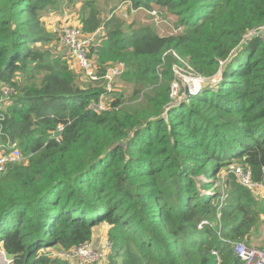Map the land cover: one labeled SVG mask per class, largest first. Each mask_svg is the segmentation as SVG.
<instances>
[{
    "label": "trees",
    "instance_id": "trees-1",
    "mask_svg": "<svg viewBox=\"0 0 264 264\" xmlns=\"http://www.w3.org/2000/svg\"><path fill=\"white\" fill-rule=\"evenodd\" d=\"M104 1L156 6L180 32L101 17L98 0H0V148L23 157L0 176V248L10 264H72L50 249L90 244L102 225L107 264H244L230 244L264 251V201L231 170L264 184V0ZM75 2L82 33L94 35L95 73L122 63L128 100L152 86L141 103L120 93L95 113L103 81L82 87L61 53L44 50L59 41L42 12ZM183 63L201 85L173 101V84L185 91L173 71Z\"/></svg>",
    "mask_w": 264,
    "mask_h": 264
},
{
    "label": "built area",
    "instance_id": "built-area-1",
    "mask_svg": "<svg viewBox=\"0 0 264 264\" xmlns=\"http://www.w3.org/2000/svg\"><path fill=\"white\" fill-rule=\"evenodd\" d=\"M47 26L51 34L57 38L62 47L65 48L67 57L75 69L74 73L80 74L77 76H79V78L80 76H83L87 81H103L105 90L111 92L112 86L115 84L114 81L123 71V64L118 63L116 66H110L105 74L99 77L95 73L94 62L88 58L89 48L91 43L94 41V35L87 36L82 33L81 24L79 23L70 25L64 22L60 25L48 24ZM253 33L254 32H250L248 35H252ZM198 88L199 86H197V90ZM3 90L4 92L6 90L9 92V90L5 88L1 89V91ZM197 90L193 91V93H196ZM2 107L3 106H0V108ZM107 107L108 106L103 103V97L100 101H98V103H92L89 106V108L95 113L105 111ZM60 130L61 128L58 131ZM22 160V154L16 145H10L7 148H0V176L5 173L9 165L19 163ZM231 172L235 176L237 183L241 186L250 189H264V184L252 182L250 170L244 169L241 166H235L232 168ZM206 194L209 195L210 192H206ZM226 197L227 195L223 190L219 196L220 202L222 203ZM204 226H208L207 221L200 222L198 229H201ZM230 245L232 247L233 254L244 264H264L263 250L249 247L245 241L232 242ZM99 249L106 253L111 251V243L108 241L106 236L99 243ZM0 256L7 264L11 263V261L5 259L2 249H0ZM64 256L69 259L72 264H87L96 262L98 254L97 248L90 243L76 248L71 252L64 254Z\"/></svg>",
    "mask_w": 264,
    "mask_h": 264
},
{
    "label": "rangeland",
    "instance_id": "rangeland-1",
    "mask_svg": "<svg viewBox=\"0 0 264 264\" xmlns=\"http://www.w3.org/2000/svg\"><path fill=\"white\" fill-rule=\"evenodd\" d=\"M114 6H115V4L107 5L106 1H104V0H101V1L98 0V3L96 4V8L100 12L101 17L103 15L107 16L111 11H114V12L120 13V16L126 22H132L133 21L135 23L139 22L143 25H148L152 29H154L157 33H159L160 35H169V34L170 35L171 34L176 35L180 32L179 29L176 28V23H175L176 19L173 16L166 13L164 10L159 9L156 6H153L152 11H146V10H141V9L132 10L130 4H128V3L124 4L121 2L117 3V6L115 9H114ZM81 7H82V4H80L79 2L78 3L75 2L72 7H68L67 5H62L60 7V9H58V10H53V9L48 8L42 12V16L44 19L42 21L44 22L45 25H48V24L60 25L61 23H64V22L68 23L70 25H75L77 23L80 24V20H79L78 15L80 14ZM129 11L132 13L135 12L134 16H130ZM261 33H264V28H262ZM44 50H46L51 55H55V54L57 55L58 53H61L63 58L65 57L68 61V64L70 66L69 70H71V72L75 75H80V74L74 73L75 69L72 66L69 58L67 57V52H66L65 48H63L59 42L53 41L52 43L47 44L44 47ZM173 71H174V74L176 76L177 81L180 82L184 88L187 87L189 89V91L192 93H193V91L197 90V86H199L201 78H198L195 75H193V73L187 69V66L185 63H183V66H181V67L175 66L173 68ZM119 77L114 81L115 84H113L111 92H108L107 95H103V103L105 105H107V104L110 105L112 100H114V96L117 94H120V93H122L126 98L125 104H127V105L139 104L142 101V97H143L144 93L148 92L150 89H152V86H150L149 88L144 89L142 92H140L136 99L128 100L132 94L131 86L121 82ZM17 78H19L18 75H17ZM78 81H79V84L83 85L82 87L89 84V82L86 81V79L83 76H80V78H78ZM204 84H205V82H204ZM99 86L104 88V83H100ZM8 93L9 92L7 90L5 92H4V90L3 91L0 90V106H4L5 101L8 98V96H7ZM171 96H172L173 101H177L181 98H184L185 92L181 93V90L179 89V85L173 84ZM199 179L204 181L203 177H200ZM197 180H198V178H197ZM223 181H224V177H222V175H219L218 179H216V186H218L220 193L224 189L227 192V190H226L227 188H224ZM198 185H199V183H198ZM200 191H201V193L204 194V192L202 190H200ZM251 192H252V196H254V198L258 200L259 204H261V202L264 201V199H263L264 198V189H251ZM261 220L264 222V216H261ZM103 227H106V226H101L100 227V233H98V234H103L107 238V233L106 234L103 233ZM261 231H264V224L261 225ZM95 237L98 238V235H95ZM96 242H98V244H95ZM91 243L93 244V246L95 248H97V254H98L97 261L94 263L95 264H107L108 255L110 252L106 253V252L101 251L99 249L100 241H95V243H93V242H91ZM252 244H253V242H252ZM50 251L53 252V253H51V256H54V255L62 256L65 254L64 252L62 254V251L60 252L59 249H56V248L50 249ZM0 264H7L1 256H0Z\"/></svg>",
    "mask_w": 264,
    "mask_h": 264
},
{
    "label": "crops",
    "instance_id": "crops-1",
    "mask_svg": "<svg viewBox=\"0 0 264 264\" xmlns=\"http://www.w3.org/2000/svg\"><path fill=\"white\" fill-rule=\"evenodd\" d=\"M42 20H44L43 19V17H42ZM47 26V25H46ZM48 27V26H47ZM102 226V225H101ZM100 226V227H101ZM100 227H98L96 230H95V232H94V235H93V238H92V242L93 243H95V241H102L103 240V238L105 237L103 234H98V233H100ZM106 228L107 227H103V233H105L106 234ZM95 235H98V238H96L95 237ZM95 244H98V242H96Z\"/></svg>",
    "mask_w": 264,
    "mask_h": 264
},
{
    "label": "water",
    "instance_id": "water-1",
    "mask_svg": "<svg viewBox=\"0 0 264 264\" xmlns=\"http://www.w3.org/2000/svg\"><path fill=\"white\" fill-rule=\"evenodd\" d=\"M184 92H185V95H188V94H189V89L186 87ZM53 136H54V137H59V136H60V132H59V131L55 132V133L53 134ZM4 257H5V259L8 260V261H11V260L13 259V255L8 254V253H6V252H4Z\"/></svg>",
    "mask_w": 264,
    "mask_h": 264
},
{
    "label": "clouds",
    "instance_id": "clouds-1",
    "mask_svg": "<svg viewBox=\"0 0 264 264\" xmlns=\"http://www.w3.org/2000/svg\"><path fill=\"white\" fill-rule=\"evenodd\" d=\"M201 85V84H200ZM200 85H199V87H200ZM6 172V171H5ZM1 249V248H0ZM4 253V252H3Z\"/></svg>",
    "mask_w": 264,
    "mask_h": 264
}]
</instances>
